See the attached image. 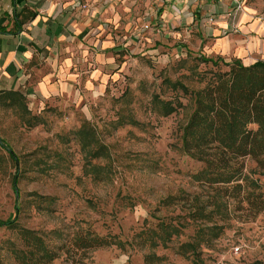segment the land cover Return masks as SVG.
Returning <instances> with one entry per match:
<instances>
[{
    "label": "rangeland",
    "instance_id": "374dc122",
    "mask_svg": "<svg viewBox=\"0 0 264 264\" xmlns=\"http://www.w3.org/2000/svg\"><path fill=\"white\" fill-rule=\"evenodd\" d=\"M238 1L264 21V0ZM146 22L126 24L131 26L127 31L149 36ZM155 42L153 52L146 47L124 52L119 76L110 71L97 94L44 104L26 99L31 115L39 116L36 126L27 124L20 103L8 106L0 98V137L20 158L17 164L0 145V219L18 218L17 227L0 225V264H20L12 249L22 246V228L35 230L53 247L68 243L78 230L124 242V248L89 250L94 264H146L149 252L163 256L160 264L190 262L176 248L198 225L182 204L165 205L164 200L199 190L191 174L201 163L183 150L182 134L194 109V90L211 70L228 67L202 61L207 55L200 51L182 55L167 40ZM176 44L189 45L183 38ZM162 99L174 101L177 110L163 115ZM161 220L183 233L166 248L141 246L135 234ZM202 251L207 264H264V211L248 221L232 219L214 246ZM66 259L62 252L51 264H72Z\"/></svg>",
    "mask_w": 264,
    "mask_h": 264
},
{
    "label": "crops",
    "instance_id": "0c3cea01",
    "mask_svg": "<svg viewBox=\"0 0 264 264\" xmlns=\"http://www.w3.org/2000/svg\"><path fill=\"white\" fill-rule=\"evenodd\" d=\"M76 1L0 0V92H20L42 104L62 96L82 100L99 93L109 75L119 76L124 52H153L159 39L182 55L195 50L246 65L264 60V21L245 4L81 0L83 8ZM142 19L150 24L149 36L130 34ZM180 38L189 45L176 44Z\"/></svg>",
    "mask_w": 264,
    "mask_h": 264
},
{
    "label": "trees",
    "instance_id": "16d2710c",
    "mask_svg": "<svg viewBox=\"0 0 264 264\" xmlns=\"http://www.w3.org/2000/svg\"><path fill=\"white\" fill-rule=\"evenodd\" d=\"M202 61H211L214 66L222 62L228 69L211 70L205 84L194 90V109L182 134L183 150L201 163L191 174L199 190L170 195L164 200L165 205L182 204L188 209V217L198 225L192 237L176 248L177 254L189 259L188 264H207L202 247L212 248L232 219L248 221L264 211V60L246 65L241 59L226 61L222 57L202 56ZM173 84L176 86L177 82ZM0 98L8 106L20 103L27 110L29 126L39 123V116L31 115L26 97L20 92L3 91ZM161 102L163 115L177 110L174 101ZM0 145L17 164L20 162L1 137ZM249 161L254 163L251 168ZM14 181L16 188L17 178ZM17 222V217L0 219L1 226L12 228L17 227ZM182 233L180 226L161 220L156 226L137 232L135 238L143 247L166 248ZM20 234L22 246L12 249L20 264H51L62 252L72 264H94L89 250L125 245L114 236L92 230H78L68 243L54 247L35 230L22 228ZM144 260L146 264H160L163 256L149 252Z\"/></svg>",
    "mask_w": 264,
    "mask_h": 264
},
{
    "label": "built area",
    "instance_id": "2783aa9c",
    "mask_svg": "<svg viewBox=\"0 0 264 264\" xmlns=\"http://www.w3.org/2000/svg\"><path fill=\"white\" fill-rule=\"evenodd\" d=\"M232 1L236 3V5H237L236 8H240V7H241V5L239 4V1H238V0H232ZM76 3H77V4H80L83 8H86V7H87L86 4H85V3H82L81 0H77ZM209 19H210V21H214V18H213V17H210ZM145 27H146V28H150V24H149V23L145 24ZM239 249H240L239 246H237V247L235 248V250H236L237 252H239Z\"/></svg>",
    "mask_w": 264,
    "mask_h": 264
}]
</instances>
